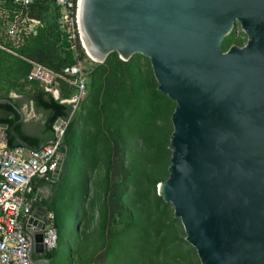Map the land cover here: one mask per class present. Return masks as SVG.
Here are the masks:
<instances>
[{"label": "water", "instance_id": "1", "mask_svg": "<svg viewBox=\"0 0 264 264\" xmlns=\"http://www.w3.org/2000/svg\"><path fill=\"white\" fill-rule=\"evenodd\" d=\"M75 21L87 58L140 54L156 89L173 101L167 177L155 193L171 205L199 264H264V0H76ZM234 22L245 42L222 50ZM0 103L15 109V123L24 120L12 100ZM61 124L57 118L53 137L36 148L7 128L29 151L57 148L24 223L34 264L50 263L41 229L68 160Z\"/></svg>", "mask_w": 264, "mask_h": 264}, {"label": "trees", "instance_id": "2", "mask_svg": "<svg viewBox=\"0 0 264 264\" xmlns=\"http://www.w3.org/2000/svg\"><path fill=\"white\" fill-rule=\"evenodd\" d=\"M3 7L16 20L36 21L33 32L18 39L6 36L0 23V98L20 107L31 101L40 121L15 123L18 113L0 103V123L7 147L19 146L8 127L29 147L36 148L53 137L57 118L64 125L60 139L68 146V160L62 182L49 210L53 212L55 245L45 252L52 259L61 242L60 208L69 197L74 219L67 261L60 264H199L193 247L184 239L172 207L155 193L158 181L167 177L170 156L168 139L174 103L156 89L147 58L133 54L127 61L115 52L95 63L86 73V93L71 111L69 100L75 88L60 83L58 95L27 81L31 63L59 71L83 58L78 40L74 51L57 26L52 0H33L27 6L4 0ZM14 11V13H13ZM233 42L232 34L221 43L222 50ZM10 92L20 95L13 98ZM15 123V124H14ZM80 180L77 202L75 184ZM90 185V187H88ZM91 191V197L84 194ZM59 204V208L54 205ZM97 215L93 220V213ZM83 230L76 234V226ZM101 259H94V253ZM75 257V260L72 257Z\"/></svg>", "mask_w": 264, "mask_h": 264}, {"label": "built area", "instance_id": "3", "mask_svg": "<svg viewBox=\"0 0 264 264\" xmlns=\"http://www.w3.org/2000/svg\"><path fill=\"white\" fill-rule=\"evenodd\" d=\"M1 1L3 4L4 0ZM32 1L12 0L13 3L21 6H27ZM52 2L57 11L58 29L65 34L70 48L74 51V44L78 40L75 21L76 0H52ZM5 12L7 13V10ZM2 18L10 25L3 29L4 33L18 39L24 31L23 28L15 31L12 29L13 23L9 21V17ZM23 20L24 18H21L19 21ZM26 80L56 93L60 83L74 87L75 93L69 99L71 111L77 108L84 94V72L78 60L62 67L59 71L31 63ZM57 157L55 144H46L33 151L21 146L7 147L6 144L0 146V264H34L27 257L28 237L24 228L31 203L36 198L32 180L45 178L54 169ZM53 217V212L47 210L41 229L44 252L55 245Z\"/></svg>", "mask_w": 264, "mask_h": 264}, {"label": "rangeland", "instance_id": "4", "mask_svg": "<svg viewBox=\"0 0 264 264\" xmlns=\"http://www.w3.org/2000/svg\"><path fill=\"white\" fill-rule=\"evenodd\" d=\"M4 4H2V1L0 0V23L4 22V19L2 17H9V21H11L13 23V28L15 31H18V29L22 30V25L23 23L21 21H17L16 20V17H17V14L14 13L13 11V16L11 17L9 15V12L7 11V13L5 12V8L3 7ZM3 25V26H2ZM2 28L6 29V27H10V25L8 23H2ZM232 34V37H233V42L231 44H236L238 46H241L244 44L245 42V35L242 31V29L240 28L239 24L237 22H234L232 28H231V31L228 35ZM227 35V36H228ZM83 52V50H82ZM79 64L80 66L82 67V71L84 72V78L86 80V73L91 69V67L93 66V64H95V62H93L92 60H90L89 58H87V56L84 54L83 52V58L79 59ZM86 93V87L84 85V94L82 96V98L84 97ZM78 184H75V187L77 188V202L79 201L78 197L82 194L81 193V190H82V184L80 183V180L77 181ZM88 187H90V185H88ZM91 191L88 190L87 191V194H84V197L86 196V198H90L91 197ZM69 202V205L71 203L69 197L66 198L65 200V203L68 204ZM64 205L62 204L61 208H60V213H61V219L63 220L64 222V225L62 227V237H61V242L57 248V252L55 254V256L50 259V263L49 264H60L62 262H66L67 261V251H68V243L70 241V236H71V233L73 234L72 232V226H73V219H74V206L71 207V206H67V205ZM56 208H59V204L57 205H54ZM97 213L94 212L93 213V220L92 222L95 220L94 218L96 217ZM173 217V216H172ZM180 223V222H179ZM181 226V225H180ZM91 227L88 229L90 230ZM182 229V227H181ZM88 230H83V228L80 227L77 225L76 226V234L81 233V232H86ZM183 232V231H182ZM184 237V236H183ZM74 260H75V257L73 256L72 257ZM92 258L94 259H98L100 260L101 259V254L96 252L94 253V255H92Z\"/></svg>", "mask_w": 264, "mask_h": 264}, {"label": "crops", "instance_id": "5", "mask_svg": "<svg viewBox=\"0 0 264 264\" xmlns=\"http://www.w3.org/2000/svg\"><path fill=\"white\" fill-rule=\"evenodd\" d=\"M23 18H24V20L22 21V23H23L22 28L24 30L23 32H25V34L29 33V32H33L35 26L37 25L36 21L25 18V17H23ZM23 32L20 34V36L24 35ZM3 33H4V30H3ZM10 95L13 98H19L20 97V95H17L14 92H10ZM57 95H58V91H57ZM20 108L22 109L23 114H24V120L22 121L24 123L23 131L25 133H30L31 129H30L29 123L32 121H40L41 115L39 113L35 112L31 101L23 100ZM61 127H63V122L61 124ZM2 140H4L3 129L0 130V143ZM46 183L47 182L45 181V178L34 179V180H32V187L35 189H38L39 187H41L43 184H46Z\"/></svg>", "mask_w": 264, "mask_h": 264}, {"label": "flooded vegetation", "instance_id": "6", "mask_svg": "<svg viewBox=\"0 0 264 264\" xmlns=\"http://www.w3.org/2000/svg\"><path fill=\"white\" fill-rule=\"evenodd\" d=\"M30 248H31V246H30V241L28 240V242H27V251H29ZM43 254H44L43 256L45 257L44 249H43ZM31 255H32V256H35L34 253L32 252V249H31Z\"/></svg>", "mask_w": 264, "mask_h": 264}]
</instances>
